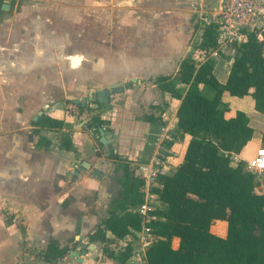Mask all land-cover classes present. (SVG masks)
<instances>
[{"label": "crops", "instance_id": "crops-1", "mask_svg": "<svg viewBox=\"0 0 264 264\" xmlns=\"http://www.w3.org/2000/svg\"><path fill=\"white\" fill-rule=\"evenodd\" d=\"M7 4L8 9L0 11V264H99L103 254L90 243V236L102 220L100 212L85 211V193L99 192L98 201L108 215L109 206L114 208L118 199L124 169L131 171L132 165L158 157L165 174H172L183 163L191 138L182 136L176 126L180 99L162 92L155 80L171 79L183 96L190 85L181 83L177 73L187 57L197 61L208 53L217 78L216 70L231 67L235 49L220 44L218 56H212V49L199 48L202 18L215 8L216 0H11ZM127 83L130 88L98 109L93 103L82 107L68 100L86 97L88 90ZM203 89L199 85L202 95ZM213 97L214 92L207 98ZM229 98L224 92L227 119L244 112L241 105H229ZM44 115L63 118V126L39 127ZM93 117L103 124L89 127ZM97 126L105 131L107 147L94 130ZM263 136L264 130L258 134L254 130L253 139L232 156L233 162L252 159L263 146ZM77 161L90 163L104 177L92 172L76 179L68 176ZM156 207L157 212L166 205L159 200ZM130 211L134 213L133 208ZM156 212L154 222L159 219ZM217 226L224 227V234L213 228L212 232L224 237L227 225ZM19 227L44 252L52 241L61 248L71 242L70 252L83 237L93 250L82 263L69 253L46 261L44 252L41 258L30 254L31 244L28 237L22 238ZM108 233L112 241L115 236ZM177 243L174 238L173 248ZM134 263L129 259L125 264ZM102 264L121 263L112 259Z\"/></svg>", "mask_w": 264, "mask_h": 264}, {"label": "trees", "instance_id": "trees-1", "mask_svg": "<svg viewBox=\"0 0 264 264\" xmlns=\"http://www.w3.org/2000/svg\"><path fill=\"white\" fill-rule=\"evenodd\" d=\"M218 45L217 26L204 27L199 48L208 52ZM231 46L236 54L224 85L214 75L213 61L200 63L192 56L181 63L177 73L181 83L190 85L183 96L171 79L155 80L162 92L180 99L176 126L182 136L191 138L183 163L172 174L159 176L161 188L155 192L166 207L156 212L159 219L151 224L156 241L146 252L148 264H264V197L256 192L257 177L247 170L246 162L234 163L232 159L253 139L254 129L244 112L227 119L222 101L224 92L234 97L250 96L255 110L264 114V40L247 34ZM199 85L212 89L214 97L200 94ZM63 124V118L46 115L37 122L47 128ZM98 124L103 122L93 117L89 127ZM262 141L264 146V136ZM143 184L124 169L115 207L90 236L91 242H106L108 231L124 239L130 229L140 230L141 218L130 209L142 204ZM216 221L226 222L224 237L212 232ZM174 238L178 240L175 248ZM135 245H128L113 259L127 263ZM68 253V247L52 241L43 256L51 261Z\"/></svg>", "mask_w": 264, "mask_h": 264}, {"label": "built area", "instance_id": "built-area-1", "mask_svg": "<svg viewBox=\"0 0 264 264\" xmlns=\"http://www.w3.org/2000/svg\"><path fill=\"white\" fill-rule=\"evenodd\" d=\"M206 15L202 18L203 27L217 26L218 46L240 42L247 34H254L258 40H264V0H216L215 8L209 10ZM219 48L212 49L211 55L218 56ZM160 144V149H164L162 141ZM246 164L247 170L257 177L256 192L264 197V146H260L254 157ZM131 169L133 176L144 182L143 202L133 208V212L141 218V228L140 230L131 229L125 239L116 238V240L119 244H123L122 253L126 251L128 245L136 244L131 252V260L139 262L141 258H136V256L142 254L143 260H147L146 252L156 241L151 225L157 218L155 212L159 201V195L155 190L160 185L159 176L166 174L158 157L149 163L134 164ZM112 245V241L107 245L111 251Z\"/></svg>", "mask_w": 264, "mask_h": 264}, {"label": "rangeland", "instance_id": "rangeland-1", "mask_svg": "<svg viewBox=\"0 0 264 264\" xmlns=\"http://www.w3.org/2000/svg\"><path fill=\"white\" fill-rule=\"evenodd\" d=\"M129 1L131 2L133 0H129ZM208 55H209L208 53H206V55L204 54V56L201 55V57H199V59H197V62L199 60H201L202 57H204V59H207ZM229 71H230V68H228V67H221L218 70H216L217 78H218L219 82L222 85H223V83H225V81L227 79V76L229 74ZM203 87H204L203 96H205V97H209V94L214 92L209 87H206V86H203ZM227 101H228L229 105H232L233 107H237V106L241 105V107L244 110V112H246V114L248 115L250 125L254 128L255 134H258L262 130H264V114L263 113H259V112H257L254 109L253 98H251L250 96H247V97L246 96L245 97H234V96L230 95V98ZM131 172H132V170H131ZM100 197H101V195H100L99 192H96L95 194L91 193V192L85 193L84 200L87 203V209H85V211L89 212V213H91V212H100L99 219L103 221L104 219H106L108 217V215L105 214V211L100 206L101 202L98 201V199ZM112 208H113V204H111L108 209L109 210H113ZM161 210H162V207H161ZM217 224H224L225 227H226V225H227L226 222H224V221H216V222H214V224L212 226V228L214 229L215 232H217L220 235H223L224 234V229H223L224 227L221 229L220 226H217ZM19 228L23 231V233L20 234V235H22V238L28 237L27 241H28L29 244H31V247L29 249L30 250V254L34 255L35 257L38 256V257L41 258V256H42V254H43L45 249H43L40 246L39 243L35 242V240L33 239L32 236H30V234L24 233L25 230L22 227H19ZM101 228H103V226H101ZM225 231H226V229H225ZM108 234L109 233L107 232L106 235H108ZM115 238L116 237H114L112 239V242H113V245L111 247L112 251L109 250L110 247L107 246L111 242L110 240H107L106 242H100V241H97V240L94 241V242H90V243H94L95 245H97L101 249V252L103 254V261L112 260L114 256L122 254V251L124 249L123 248V244H119V242ZM65 244L67 245L68 248H70L68 245H73L71 242H67ZM104 250H108V251L105 252ZM142 256H143L142 254H140L139 256H136V258H141V261L136 262L134 264H148L147 260H143ZM131 257H132V254H131ZM131 257H130V259H131ZM103 261H99V264L100 263L102 264Z\"/></svg>", "mask_w": 264, "mask_h": 264}, {"label": "water", "instance_id": "water-1", "mask_svg": "<svg viewBox=\"0 0 264 264\" xmlns=\"http://www.w3.org/2000/svg\"><path fill=\"white\" fill-rule=\"evenodd\" d=\"M7 5L3 6V9H7ZM132 83H136L135 80ZM131 83H127L124 86L112 85L106 88H101L97 90H88V94L86 97L80 99H74L72 96L68 97V100L72 101L76 105H80L85 107L88 103H93V108L98 109L101 105H108L111 103L113 96L116 94L123 93L126 89L130 88ZM42 115V112L39 113L37 118ZM36 118V119H37ZM101 137V143L104 146H108L110 142L105 137V131L103 127L95 128ZM92 172L93 175L97 176L98 178L104 177V173H102L98 169H92V165L86 161H77L76 165H72V170L68 172V176H74L76 179L80 174H88ZM85 237H83L80 241V245L76 249H72L69 252V256L71 258H76L79 262L84 261V256L88 255L91 250H93V246H87L83 243Z\"/></svg>", "mask_w": 264, "mask_h": 264}, {"label": "flooded vegetation", "instance_id": "flooded-vegetation-1", "mask_svg": "<svg viewBox=\"0 0 264 264\" xmlns=\"http://www.w3.org/2000/svg\"><path fill=\"white\" fill-rule=\"evenodd\" d=\"M11 0H4L3 1V3L1 4V6H0V11H2V10H6V9H3V6L4 5H7L8 6V4H7V2H10ZM6 2V3H5ZM9 7V6H8ZM8 7H7V9H8ZM80 241H81V239L79 240V241H77L76 242V246L74 247V249H76L79 245H80Z\"/></svg>", "mask_w": 264, "mask_h": 264}]
</instances>
